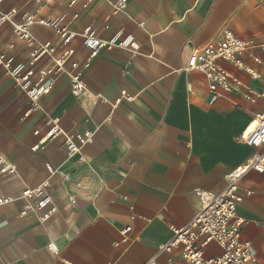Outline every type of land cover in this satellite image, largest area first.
Wrapping results in <instances>:
<instances>
[{"label": "crops", "instance_id": "obj_1", "mask_svg": "<svg viewBox=\"0 0 264 264\" xmlns=\"http://www.w3.org/2000/svg\"><path fill=\"white\" fill-rule=\"evenodd\" d=\"M71 1L4 0L2 8L68 18L77 12L73 31L92 24L105 40L121 31L134 37L139 52L101 48L89 57L76 37L72 59L83 62L85 92L75 96L61 75L28 115V96L0 68V157L15 167L0 172V195L11 198L0 205V264H166L180 257L179 249H159L173 237L172 227L186 224L202 205L201 192H221L226 175L257 150L243 133L264 108V0H127L116 12L107 0L85 8L86 0ZM225 29L246 42L245 68L221 64L254 101L223 88L211 101L204 74L184 70L189 54L218 42ZM31 31L39 41H59L49 27ZM0 45L14 59L26 58L8 24L0 27ZM49 63L45 56L38 64ZM123 89L133 100L113 106ZM53 119L67 132L92 131L82 148L85 163L67 154L61 136L32 149ZM44 181L57 211L45 221L21 215L27 201L21 189ZM238 187L236 215L242 238L252 243L250 264H264V173L249 170ZM220 251L215 242L203 248L207 258Z\"/></svg>", "mask_w": 264, "mask_h": 264}, {"label": "built area", "instance_id": "obj_2", "mask_svg": "<svg viewBox=\"0 0 264 264\" xmlns=\"http://www.w3.org/2000/svg\"><path fill=\"white\" fill-rule=\"evenodd\" d=\"M0 0V27L8 24L13 35L22 42L26 49V58L16 60L8 55L0 45V68L14 83L28 96L31 107L24 115H28L32 109H40V99L53 89L55 82L61 75H66L69 80L70 91L75 95H82L86 85L80 73L83 62L72 59L75 49L72 42L76 37L81 39L83 46L88 51V56L97 54L101 48L119 47L128 50L131 54L139 52V45L132 35L122 36L121 31L115 33L109 39H102L96 33L92 24L86 25L81 32H75L71 28L72 20L78 16L75 12L70 18L66 13L55 17L41 16L28 10L10 8L4 10ZM76 0H72L74 3ZM91 0L82 3L87 7ZM114 12L125 8L127 0H107ZM19 15L17 20L15 17ZM33 25L49 27L57 34L59 41L53 44L51 41H39L32 33ZM108 25L105 24L104 28ZM14 43L8 44V48H14ZM246 42L239 38L231 29H225L221 39L204 46L200 50H193L184 66L185 71L197 70L204 74L208 92L213 101L218 95V88L225 90L237 89L249 100L254 101L252 90L242 81L229 72L221 61H229L236 68L244 69L242 60ZM47 57L49 64L39 65V61ZM252 75V74H251ZM133 95L126 90H121L119 95L112 101V105L120 104L122 100L132 101ZM264 104V97H262ZM253 127L243 133L244 142L257 148L251 157L244 163L233 168L227 175V183L224 189L216 194L201 192L202 205L194 216L181 227H172L173 237L170 241L159 246V249L172 251L180 250V257L176 260L169 259L166 264H250L254 260L252 243L241 236L242 220L236 215V204L241 200V192L238 180L249 170L264 173V108L253 115ZM51 126L46 131L39 143L32 147L37 149L40 143L47 139L61 136L62 146L67 154L76 157L78 163H85L86 159L82 153L83 146L91 139L92 131L82 132L65 131L57 119L50 121ZM49 174L55 169L47 165ZM0 172L14 173L15 167L0 157ZM64 180L69 181L70 176L64 174ZM47 181L33 187H23L21 197L27 199L20 210L21 215L33 213L39 215L41 221H45L57 211L50 194L46 190ZM35 200L31 202L30 200ZM11 200L10 197L0 195V205ZM70 203L75 199L68 196ZM130 227L125 226L120 230L126 235ZM210 242H215L221 249L220 253L213 257H204L203 248ZM145 264H153L148 261Z\"/></svg>", "mask_w": 264, "mask_h": 264}, {"label": "bare ground", "instance_id": "obj_3", "mask_svg": "<svg viewBox=\"0 0 264 264\" xmlns=\"http://www.w3.org/2000/svg\"><path fill=\"white\" fill-rule=\"evenodd\" d=\"M253 127V122H252V124H251V127H250V129ZM245 131H247V130H245Z\"/></svg>", "mask_w": 264, "mask_h": 264}]
</instances>
